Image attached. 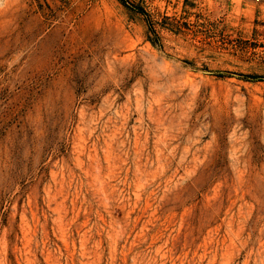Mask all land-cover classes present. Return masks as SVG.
I'll return each instance as SVG.
<instances>
[{"label":"rangeland","instance_id":"1","mask_svg":"<svg viewBox=\"0 0 264 264\" xmlns=\"http://www.w3.org/2000/svg\"><path fill=\"white\" fill-rule=\"evenodd\" d=\"M0 264H264V0H0Z\"/></svg>","mask_w":264,"mask_h":264},{"label":"trees","instance_id":"2","mask_svg":"<svg viewBox=\"0 0 264 264\" xmlns=\"http://www.w3.org/2000/svg\"><path fill=\"white\" fill-rule=\"evenodd\" d=\"M122 2H123V0H122ZM140 12H143L142 10H139Z\"/></svg>","mask_w":264,"mask_h":264}]
</instances>
